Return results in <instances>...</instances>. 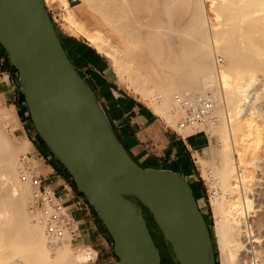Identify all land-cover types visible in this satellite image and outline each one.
<instances>
[{
	"label": "bare ground",
	"instance_id": "6f19581e",
	"mask_svg": "<svg viewBox=\"0 0 264 264\" xmlns=\"http://www.w3.org/2000/svg\"><path fill=\"white\" fill-rule=\"evenodd\" d=\"M59 1L69 25L108 54L141 97L156 95L158 105L151 101L168 124L173 126L185 115L181 99L212 94L218 122L195 128L215 135L218 145L211 160L196 154V164L203 174L210 171L215 188L220 264H264L259 214L264 210V154L258 151L264 133L253 125L261 120L251 119L255 111L264 113V0H154L157 6L150 4L153 0H71L86 4L106 21L117 34L116 43L98 30L86 31L67 11L68 1ZM129 41L142 52V67L126 55ZM217 54L223 56L221 64ZM151 73L156 80L149 79ZM4 110L0 109V264L87 263L91 252L74 250L69 231L57 247L48 244L45 219L36 209L29 181L20 179L24 168L19 156L31 145L26 140L16 145L18 141L8 136L15 115L13 109ZM180 131L187 136L194 130ZM257 195L262 201L256 205Z\"/></svg>",
	"mask_w": 264,
	"mask_h": 264
},
{
	"label": "water",
	"instance_id": "95a60500",
	"mask_svg": "<svg viewBox=\"0 0 264 264\" xmlns=\"http://www.w3.org/2000/svg\"><path fill=\"white\" fill-rule=\"evenodd\" d=\"M0 46L33 128L96 211L116 264H161L151 215L178 264H216L207 223L178 174L139 166L69 60L43 0H0Z\"/></svg>",
	"mask_w": 264,
	"mask_h": 264
},
{
	"label": "crops",
	"instance_id": "0c3cea01",
	"mask_svg": "<svg viewBox=\"0 0 264 264\" xmlns=\"http://www.w3.org/2000/svg\"><path fill=\"white\" fill-rule=\"evenodd\" d=\"M43 1L50 14V7L55 9L59 3L55 0ZM67 1L70 13L86 31L100 30L113 43L112 34L102 29L103 19L96 12L86 4ZM82 38L68 34L63 40V48L77 72L86 79L89 88L100 101L115 134L130 157L143 168L173 171L188 183L195 182V174L184 153L185 139L156 112L151 98L142 99L124 86L116 84L110 62L97 50L89 49L91 45L84 44ZM0 99L5 106L14 109L20 122L23 121L21 124L24 125L31 145L28 154L37 165L43 189L61 201L73 218L78 229L75 246L91 252L92 257L85 264H116L112 239L96 211L76 190L63 166L37 138L16 71L7 64L1 46Z\"/></svg>",
	"mask_w": 264,
	"mask_h": 264
},
{
	"label": "rangeland",
	"instance_id": "374dc122",
	"mask_svg": "<svg viewBox=\"0 0 264 264\" xmlns=\"http://www.w3.org/2000/svg\"><path fill=\"white\" fill-rule=\"evenodd\" d=\"M55 1H58L59 3L56 4L55 6V9L51 8L50 7V10H51V14L49 13V16L51 18V21L52 23L54 24V27L56 29V32L60 38V41H61V44L63 43V40H65L67 37H68V34H72V35H75V36H83V32H79L78 29L76 28H73L69 25V23L67 22V20L65 19V15L66 13L64 14L66 8L63 7V3L61 4V2L59 0H55ZM62 1V0H61ZM64 2V1H62ZM151 2V1H150ZM153 2V3H152ZM150 4H154V6H157L158 4L157 1L154 2V0L152 1ZM74 3H79V1H74ZM68 5V4H67ZM87 6V5H86ZM46 7V6H45ZM88 7V6H87ZM89 8V7H88ZM65 9V10H64ZM47 10V8H46ZM92 10V9H91ZM48 11V10H47ZM67 11H69V9L67 8ZM70 12V11H69ZM64 14V15H63ZM64 18V19H63ZM212 18H214L213 16L210 17V20H212ZM102 19V18H101ZM66 20V21H65ZM79 23V22H78ZM101 27L103 30H105V32H109L112 34V41L113 43H116L114 41V37L116 38L117 34H115L113 31H111L110 27L107 25L106 21H103L102 20V23H101ZM75 29V30H74ZM113 29V28H112ZM78 30V31H76ZM100 31V30H98ZM89 32H94L93 30L92 31H89ZM105 37L109 38L108 36H106L102 31H100ZM80 33V34H79ZM84 38L83 39V42L84 44H90V46H88L89 49L95 51L97 50L100 54H102L110 63L109 65L111 66V69L114 70V76L116 77L115 78V82L116 84H119L121 86H124L127 90L131 91L134 95L141 97V95L139 93H137V91L135 89H133L134 87H132V85L127 81V77H125V74L124 75H121L122 72H118V69L115 65H113V60L110 59V56L108 54H106L105 52L101 51L98 49V47H96L93 43H90L89 39L87 38V36L84 34L83 36ZM110 40V38H109ZM111 42V40H110ZM112 43V42H111ZM121 45V44H120ZM129 46H127V51L128 53H126V55H128L131 60L133 61V63L136 65L138 64L139 66L142 67V52L137 48L136 45H134L132 42L129 41ZM63 46V45H62ZM93 46V47H92ZM122 47H125V46H122ZM133 49L134 52L131 50ZM130 52V53H129ZM105 53V54H104ZM134 57H133V56ZM139 56H142V57H139ZM217 56L220 58V60L222 59L223 56L217 54ZM69 58V57H68ZM135 58V59H134ZM70 60V59H69ZM112 60V61H111ZM223 60V59H222ZM108 61H106L108 63ZM151 61V60H150ZM222 61L219 62V64H221ZM153 65V64H152ZM154 66V65H153ZM150 70V69H149ZM120 73V74H119ZM17 74V73H16ZM150 74V73H149ZM262 74V73H261ZM121 75V76H120ZM263 75V74H262ZM258 77H259V74H258ZM86 82V79L83 78ZM150 80L154 81L156 80V76L153 75L151 73L150 77H149ZM261 79V78H260ZM87 83V82H86ZM153 98V99H152ZM143 99V98H142ZM151 100H154L156 102V104L158 105V103L160 102L159 99L156 97V95H153V97H151ZM159 102H158V101ZM153 101V102H154ZM149 102V101H148ZM154 102V103H155ZM7 110V112H12V109L13 108H9L7 106H5L1 99H0V109H3L4 110ZM4 110V111H5ZM14 111V109H13ZM6 112V111H5ZM15 116L14 119H11L13 118L12 116H10V119L13 120L11 121V124H10V127H12V129H10V131L12 130V132H8V136L11 137V139L14 141H18L17 143H15L16 145H21L25 140H27V137H26V132L24 131V125H22L21 123L23 122H20L19 120V115L18 114H15V111L13 113ZM259 114V115H258ZM257 112L255 111V114H253V116H251V119H253L255 117V119H259L261 120L260 122L257 120H254V124L255 127L259 130L261 129L260 131H262L264 133V113H260V112ZM255 115V116H254ZM263 115V116H262ZM259 116V117H258ZM184 117L183 116H178V118L176 119L175 121V124L172 126L170 124V126L175 130L177 131L184 139H185V145H184V153H185V156L187 157L188 159V162L190 164V168L191 170L193 171V173L195 174V178H196V181L195 182H187L182 176V178L188 183L189 187L191 188L192 190V193H195L197 198L196 199V202L198 204V207L201 209L202 213L204 214L205 216V219L209 222L210 224V228H211V235H212V238H213V242H214V247H215V260H216V264H220V258H219V252H218V249H217V243H216V236H215V232H214V210H213V202H214V198L211 197L210 195V184H211V180H210V171L208 169L205 170V175L203 174L202 170H200L199 166H197L196 164V154H198L201 158L205 159V160H211L213 157H215V150L217 148V145H218V139L215 135H212L211 137H209L208 135H206L204 132L200 131L198 128H193L194 131H192V133L189 135H184L181 131L177 130V124L179 121H181ZM257 117V118H256ZM262 118V119H261ZM17 120V121H16ZM15 122V123H14ZM256 122V123H255ZM258 123V124H257ZM260 123V124H259ZM14 124V125H13ZM263 124V125H262ZM33 126V125H32ZM260 127V128H259ZM14 130V131H13ZM199 130V131H198ZM261 132V134H262ZM259 133V135H261ZM13 135V136H11ZM209 137V140L208 138ZM15 138V140L13 139ZM38 138V136H37ZM260 138H262V140L259 139V142H258V145L259 143H261L262 145L259 147L260 149H258V151L260 152V155L263 156L262 154H264V134H262V136H260ZM23 140V141H22ZM40 140V139H39ZM217 141V142H216ZM22 142V143H21ZM210 143V144H209ZM263 146V147H262ZM262 147V148H261ZM257 151V152H258ZM263 151V152H262ZM211 153V155H210ZM262 153V154H261ZM27 155V157L30 158V155L28 154V150L25 151L23 154L21 153L20 156H19V159H20V163L22 165V167L24 168L23 169V173L26 172L27 168L32 170V172L34 171H38V169L36 168L37 165L35 162H33V160L30 158L26 164H23L21 159L23 156ZM212 156V157H211ZM140 166V165H139ZM142 167V166H141ZM147 169V168H146ZM150 169V168H148ZM25 170V171H24ZM168 171V170H167ZM173 172V171H172ZM39 173V172H38ZM175 173V172H174ZM33 174V173H32ZM177 174V173H176ZM179 175V174H178ZM21 176V175H20ZM30 186V185H29ZM75 186V185H74ZM211 187L213 188L214 190V193H215V188L211 185ZM31 190V189H30ZM31 192V191H30ZM194 195V194H193ZM260 196V197H259ZM257 195L255 196V200L254 201V204L256 203L259 204L261 201H262V196L261 195ZM195 197V195H194ZM261 201H260V200ZM259 201V202H258ZM37 209V207H36ZM38 212H40L39 209H37ZM261 212V213H260ZM259 214H260V217L262 219H260V222L262 224V226H264V210H260ZM41 213V212H40ZM262 220V221H261ZM149 222L151 224V226H153L154 228V233L151 232L154 236V239H155V242H156V245L159 249V253H161V256H162V263L161 264H178L174 255H173V252L169 246V244L166 242V240L163 238L162 235H160L161 233L158 232V230L155 229L154 227V224H153V219L151 217V215L149 214ZM75 239V238H74ZM74 239H72V244H73V249L74 250H77V249H80L78 246H75V242H74ZM116 262H117V259H116Z\"/></svg>",
	"mask_w": 264,
	"mask_h": 264
},
{
	"label": "built area",
	"instance_id": "2783aa9c",
	"mask_svg": "<svg viewBox=\"0 0 264 264\" xmlns=\"http://www.w3.org/2000/svg\"><path fill=\"white\" fill-rule=\"evenodd\" d=\"M220 58L218 62H220ZM185 109V115L177 124V130H184L186 128H195L210 121L217 123L218 120L213 115L214 103L212 94L207 93L205 96L198 97L194 100H183L181 103ZM30 158L27 155L23 156L21 161L26 164ZM33 173V174H32ZM30 178L28 179L27 175ZM22 181H29L31 194L36 198V207L40 210L45 219V235L48 244L54 248L57 247L64 240L66 231H69L72 239L78 234V229L70 216L65 206L49 191H45L42 186V180L38 171L32 172L28 169L21 174ZM210 195L214 198V190L210 184Z\"/></svg>",
	"mask_w": 264,
	"mask_h": 264
},
{
	"label": "trees",
	"instance_id": "16d2710c",
	"mask_svg": "<svg viewBox=\"0 0 264 264\" xmlns=\"http://www.w3.org/2000/svg\"><path fill=\"white\" fill-rule=\"evenodd\" d=\"M56 30V29H55ZM3 50V49H2ZM3 52H4V50H3ZM4 55H5V58H6V61H7V64L9 65V62H8V60H7V57H6V54H5V52H4ZM81 76V75H80ZM82 77V76H81ZM83 78V77H82ZM88 85V84H87ZM42 144L44 145V143L42 142ZM45 146V145H44ZM141 209H142V212H143V209H145L144 207H142L141 206ZM146 210V209H145ZM147 211V210H146ZM199 211L202 213V211H201V209L199 208ZM148 212V211H147ZM149 213V212H148ZM202 215H203V217H204V219H205V216H204V214L202 213ZM205 221H206V223H207V226H208V229H209V232H210V235H211V228H210V224H209V222L205 219ZM153 224H154V222H153ZM154 227H155V229L156 230H158V232L160 233V231H159V229L156 227V225L154 224ZM150 234H151V236H152V238H153V241L155 240L154 239V236H153V234L150 232ZM161 235V234H160ZM211 239H212V243H213V245H214V242H213V238H212V235H211ZM154 243H155V246L157 247V245H156V242L154 241ZM157 249H158V247H157ZM159 250V249H158ZM160 252V251H159ZM214 252H215V247H214ZM160 256H161V253H160ZM162 261H163V259H162V256H161V263H162ZM217 263V262H216Z\"/></svg>",
	"mask_w": 264,
	"mask_h": 264
},
{
	"label": "flooded vegetation",
	"instance_id": "af4514ba",
	"mask_svg": "<svg viewBox=\"0 0 264 264\" xmlns=\"http://www.w3.org/2000/svg\"><path fill=\"white\" fill-rule=\"evenodd\" d=\"M143 216H144V218L146 220V223H147V226H148L149 231L150 232H153L154 231V228H153V226H151V224L149 222V213L145 209H143Z\"/></svg>",
	"mask_w": 264,
	"mask_h": 264
}]
</instances>
